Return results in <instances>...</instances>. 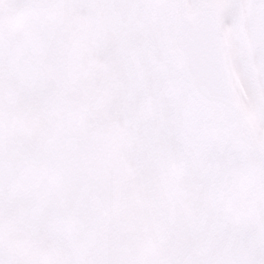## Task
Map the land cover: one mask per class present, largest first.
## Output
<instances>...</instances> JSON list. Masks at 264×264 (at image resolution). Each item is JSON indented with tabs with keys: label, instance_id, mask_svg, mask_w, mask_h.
<instances>
[{
	"label": "snow or ice",
	"instance_id": "snow-or-ice-1",
	"mask_svg": "<svg viewBox=\"0 0 264 264\" xmlns=\"http://www.w3.org/2000/svg\"><path fill=\"white\" fill-rule=\"evenodd\" d=\"M0 264H264V0H0Z\"/></svg>",
	"mask_w": 264,
	"mask_h": 264
}]
</instances>
